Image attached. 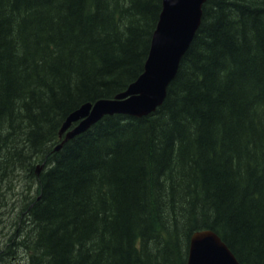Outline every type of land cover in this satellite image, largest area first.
<instances>
[{
	"label": "trees",
	"instance_id": "trees-1",
	"mask_svg": "<svg viewBox=\"0 0 264 264\" xmlns=\"http://www.w3.org/2000/svg\"><path fill=\"white\" fill-rule=\"evenodd\" d=\"M162 7L0 0V205L12 176L34 189L0 218L3 264H185L204 229L264 264V0H207L155 112L55 151L67 116L142 74Z\"/></svg>",
	"mask_w": 264,
	"mask_h": 264
},
{
	"label": "water",
	"instance_id": "water-1",
	"mask_svg": "<svg viewBox=\"0 0 264 264\" xmlns=\"http://www.w3.org/2000/svg\"><path fill=\"white\" fill-rule=\"evenodd\" d=\"M206 1L162 0L163 8L144 72L114 99L87 103L70 114L63 124L61 135L75 122L82 121L67 132L63 143L83 133L106 115L125 114L142 118L156 111L163 104L167 89L175 79L180 63L201 25ZM63 143L56 147V151L60 150ZM186 264L241 263L214 231L206 229L192 235Z\"/></svg>",
	"mask_w": 264,
	"mask_h": 264
},
{
	"label": "rangeland",
	"instance_id": "rangeland-1",
	"mask_svg": "<svg viewBox=\"0 0 264 264\" xmlns=\"http://www.w3.org/2000/svg\"><path fill=\"white\" fill-rule=\"evenodd\" d=\"M38 170H40L42 168V164H38L37 166ZM22 175V174H18L17 178ZM25 177V175L23 176ZM21 178V177H20ZM15 179L13 176L10 178L11 180L7 181L6 184L10 185L11 187V191L13 190V193L8 191L6 194L5 199L2 201L1 205H0V218L2 223H6L13 220H17L20 219V215L19 212H14V210H11V208L14 206V204L18 203L20 199H22L24 197V194H22V198L18 197L16 200H14V198L18 195L21 194L22 192L25 193V191H27L30 195L33 192L34 189L31 190V186H29V182L27 181L25 182V184L21 181V179ZM28 178V177H27ZM29 179V178H28ZM16 183V186H14ZM12 204V205H11ZM11 205V206H10ZM10 206V207H9ZM19 211V210H18ZM17 227H15V231L18 232L19 228L22 227V224L20 221L17 222ZM3 229H6V227H0V232L3 234ZM10 229L14 230V227H11V222H10ZM10 229H6L7 232V236L9 238V236L11 235L12 231ZM10 230V231H9ZM9 240V239H8ZM7 240V238L4 239V237L0 238V251L1 252H5L8 249V245H11L10 243H8L9 241ZM12 257V256H10ZM13 259V258H11ZM22 264H24V261H21ZM0 264H3L2 262H0Z\"/></svg>",
	"mask_w": 264,
	"mask_h": 264
},
{
	"label": "bare ground",
	"instance_id": "bare-ground-1",
	"mask_svg": "<svg viewBox=\"0 0 264 264\" xmlns=\"http://www.w3.org/2000/svg\"><path fill=\"white\" fill-rule=\"evenodd\" d=\"M104 99H105V98H104ZM67 117H68V116H67ZM61 128H62V127H61ZM60 138H61V133H60ZM69 141H70V140H69ZM63 147H64V146H63ZM62 149H63V148H62ZM37 166H38V165H37ZM37 166H36V167H37ZM15 185H16V184H15ZM16 187H17V186H16ZM21 224H22V223H21ZM191 237H192V236H191ZM24 261H25V260H24Z\"/></svg>",
	"mask_w": 264,
	"mask_h": 264
},
{
	"label": "flooded vegetation",
	"instance_id": "flooded-vegetation-1",
	"mask_svg": "<svg viewBox=\"0 0 264 264\" xmlns=\"http://www.w3.org/2000/svg\"><path fill=\"white\" fill-rule=\"evenodd\" d=\"M8 246H9V245H8ZM8 246H7V247H8ZM0 252H1V251H0ZM15 256H16V255H15ZM0 262H1V261H0Z\"/></svg>",
	"mask_w": 264,
	"mask_h": 264
}]
</instances>
